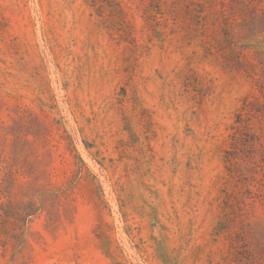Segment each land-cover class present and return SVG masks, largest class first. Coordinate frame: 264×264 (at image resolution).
I'll list each match as a JSON object with an SVG mask.
<instances>
[{
	"label": "rangeland",
	"instance_id": "374dc122",
	"mask_svg": "<svg viewBox=\"0 0 264 264\" xmlns=\"http://www.w3.org/2000/svg\"><path fill=\"white\" fill-rule=\"evenodd\" d=\"M261 9L0 0V190L40 208L0 264H264V206L242 216L225 162L264 103ZM249 124L237 152L259 160Z\"/></svg>",
	"mask_w": 264,
	"mask_h": 264
},
{
	"label": "trees",
	"instance_id": "16d2710c",
	"mask_svg": "<svg viewBox=\"0 0 264 264\" xmlns=\"http://www.w3.org/2000/svg\"><path fill=\"white\" fill-rule=\"evenodd\" d=\"M261 13L264 15V9H261ZM238 70L247 71V67H244V63H238ZM250 65V64H249ZM255 71H253L254 73ZM256 110H258L257 116L264 117V103H261L259 98L255 99L254 102ZM249 104H244L241 108L239 114L237 115L236 127H234V132L231 135L232 144L231 149L227 150L225 153V162L228 165L229 177L235 185L236 191L234 192H226V196L228 200L234 203V200H237L238 207L242 216L247 215L246 206H248V201L250 199L259 200L264 206V133L261 135H257L252 133L251 141H243L244 145L250 146L253 152L257 151V154L261 155V159L257 160L253 154L248 155L246 158H242L239 156L237 152V148L239 145L238 133L240 132L239 127L245 124L247 130H250L249 117L256 114L253 110L254 107ZM254 113V114H253ZM239 167V169L237 168ZM254 168H260L261 173L263 175V179L257 177V171H254ZM2 170H0V174ZM249 175V177H247ZM11 179L13 178V174L8 175ZM246 177V180H249L250 183H240L238 180L240 178ZM248 181V182H249ZM243 184V185H241ZM255 184V185H254ZM256 186L257 192H253L249 186ZM1 186V184H0ZM4 188V187H3ZM12 186L5 188L4 190H0V243L4 246L7 244L6 240H2V237H6L9 239H17L15 231H22L26 233L29 224L31 223L32 218H34L37 213L40 211V208L36 207L34 203L30 202L29 204H18L14 201L11 194ZM247 193V196L243 198V195ZM236 198V199H235ZM248 198V199H247ZM18 231V232H19ZM25 239L22 240L20 244H24ZM255 264H262V259L257 258L255 260Z\"/></svg>",
	"mask_w": 264,
	"mask_h": 264
}]
</instances>
